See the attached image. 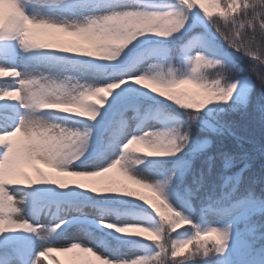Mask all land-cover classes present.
<instances>
[{"label":"snow or ice","instance_id":"6c2138e0","mask_svg":"<svg viewBox=\"0 0 264 264\" xmlns=\"http://www.w3.org/2000/svg\"><path fill=\"white\" fill-rule=\"evenodd\" d=\"M257 88L264 0H0V264H264Z\"/></svg>","mask_w":264,"mask_h":264},{"label":"trees","instance_id":"16d2710c","mask_svg":"<svg viewBox=\"0 0 264 264\" xmlns=\"http://www.w3.org/2000/svg\"><path fill=\"white\" fill-rule=\"evenodd\" d=\"M240 67L244 69V74L247 75V62H242ZM237 71H239V69ZM260 103H264V100L259 96V89L257 88L252 97V104L249 107L247 114L233 113L227 117V119L233 122L234 130L237 135L243 138L242 148H237L231 140L226 142L227 147L234 151H247L251 156V169L245 174V184H248L252 179H264V156L258 151L259 146L264 144V129L261 128L259 113L256 111V106ZM215 150V148L212 149V151ZM235 170L236 169H233V171ZM262 186L264 185L259 183L254 186L257 194H259ZM257 221H259V217L257 218ZM58 259L64 260L65 264H67V258L59 257Z\"/></svg>","mask_w":264,"mask_h":264},{"label":"rangeland","instance_id":"374dc122","mask_svg":"<svg viewBox=\"0 0 264 264\" xmlns=\"http://www.w3.org/2000/svg\"><path fill=\"white\" fill-rule=\"evenodd\" d=\"M44 223H46V221H43ZM215 222V221H213ZM78 239H80L83 243H88L87 239L83 236H79V237H76ZM68 243V239H63V240H60L57 242L58 246L59 245H62V244H67ZM44 264H48V262H44Z\"/></svg>","mask_w":264,"mask_h":264}]
</instances>
